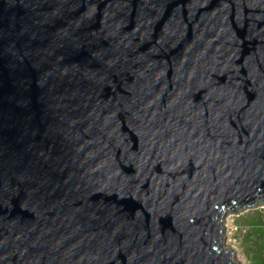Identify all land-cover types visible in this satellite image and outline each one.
Wrapping results in <instances>:
<instances>
[{
  "label": "water",
  "instance_id": "95a60500",
  "mask_svg": "<svg viewBox=\"0 0 264 264\" xmlns=\"http://www.w3.org/2000/svg\"><path fill=\"white\" fill-rule=\"evenodd\" d=\"M264 203V0H0V264H239Z\"/></svg>",
  "mask_w": 264,
  "mask_h": 264
},
{
  "label": "rangeland",
  "instance_id": "374dc122",
  "mask_svg": "<svg viewBox=\"0 0 264 264\" xmlns=\"http://www.w3.org/2000/svg\"><path fill=\"white\" fill-rule=\"evenodd\" d=\"M223 247L239 264H264V203L222 216Z\"/></svg>",
  "mask_w": 264,
  "mask_h": 264
}]
</instances>
